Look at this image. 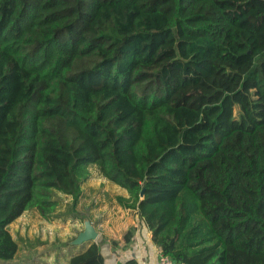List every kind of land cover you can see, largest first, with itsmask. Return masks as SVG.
I'll return each mask as SVG.
<instances>
[{
    "label": "trees",
    "instance_id": "trees-1",
    "mask_svg": "<svg viewBox=\"0 0 264 264\" xmlns=\"http://www.w3.org/2000/svg\"><path fill=\"white\" fill-rule=\"evenodd\" d=\"M91 164L162 253L264 264V0H0V261Z\"/></svg>",
    "mask_w": 264,
    "mask_h": 264
},
{
    "label": "crops",
    "instance_id": "crops-1",
    "mask_svg": "<svg viewBox=\"0 0 264 264\" xmlns=\"http://www.w3.org/2000/svg\"><path fill=\"white\" fill-rule=\"evenodd\" d=\"M105 181L110 183L109 186L113 195L116 193L124 196L127 195L125 188L111 183L107 178H105ZM103 186L104 190L107 191V184ZM91 187L93 188L94 186ZM84 193L88 196V198L86 197L88 205H93V207H90V213H86L85 217L92 222L98 232L97 237L92 241L100 245V251L104 257V264H124L130 258L136 259L137 264H155L158 253L160 252L159 247L152 241L151 230L138 217L137 213L133 209L124 208L119 205L112 196L110 198H113V203L110 204L94 198L98 196V193L91 196L89 184L82 185L80 199L83 198ZM21 216L22 214L14 221L18 222ZM64 225H66L65 228L57 231V234H60V239L63 241V244L59 243L56 246H52V250L42 252L44 251L43 249H48L44 244L40 248H30L27 243L28 251H24L27 256L20 251V245L18 244L17 252L12 259L13 262L16 261L15 264H30L31 260H42L41 264H66L68 257L79 249V244L71 243L66 238L68 236L74 237L83 228V221L81 223L79 220L72 222L70 220ZM128 228L132 229L126 238L124 234ZM12 235L14 237V234ZM35 256L36 258H34Z\"/></svg>",
    "mask_w": 264,
    "mask_h": 264
},
{
    "label": "rangeland",
    "instance_id": "rangeland-1",
    "mask_svg": "<svg viewBox=\"0 0 264 264\" xmlns=\"http://www.w3.org/2000/svg\"><path fill=\"white\" fill-rule=\"evenodd\" d=\"M89 168L90 176L82 183V185L89 184V191L91 196H93V194L95 193H98V196H95L94 198L98 199L99 201H103L109 204L113 203V198L110 197L112 196L115 199V195L119 193L113 195L112 190H110V183L108 181H105L106 177L102 175L96 164H91ZM110 182L114 183L112 181ZM104 184H107V191L104 190ZM91 186L94 187L92 188ZM54 196L58 199V206L49 215V217H42L37 211L30 208L22 213L21 219H19L18 222L14 221L10 224V232L14 234V237L20 245V251H22L23 254H25L24 251H28L26 246L27 243L30 248H40V246L44 244L48 249H43L44 251L42 252H48L52 250V246H56L59 243L63 244V241L60 239V234H57V231L65 228L66 225L64 224H66L70 220L71 222L79 220L82 223L86 213H90V207H93V205H88L86 199V197L88 198V196H86L85 193L83 194V198L79 200V204H77L75 208H73L71 205L69 195L61 193L59 191H55ZM71 228L70 230L73 231ZM74 237L68 236L66 239L71 240ZM66 245L68 244L66 243ZM25 255L27 256V254ZM34 258H36V256ZM15 262L16 261L13 262V260L7 262L0 261V264H15ZM41 263L42 262H38L37 260L30 261V264Z\"/></svg>",
    "mask_w": 264,
    "mask_h": 264
},
{
    "label": "water",
    "instance_id": "water-1",
    "mask_svg": "<svg viewBox=\"0 0 264 264\" xmlns=\"http://www.w3.org/2000/svg\"><path fill=\"white\" fill-rule=\"evenodd\" d=\"M140 194H143V190H141ZM98 235L97 230L94 228V225L88 218H84L83 220V228L78 231L76 236L70 240L71 243L79 244L85 241L94 240Z\"/></svg>",
    "mask_w": 264,
    "mask_h": 264
},
{
    "label": "built area",
    "instance_id": "built-area-1",
    "mask_svg": "<svg viewBox=\"0 0 264 264\" xmlns=\"http://www.w3.org/2000/svg\"><path fill=\"white\" fill-rule=\"evenodd\" d=\"M155 264H183L181 261L173 259L171 256L162 253H158Z\"/></svg>",
    "mask_w": 264,
    "mask_h": 264
}]
</instances>
